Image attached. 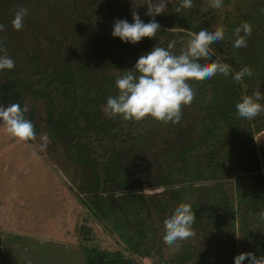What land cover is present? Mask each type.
I'll return each instance as SVG.
<instances>
[{
	"label": "trees",
	"instance_id": "1",
	"mask_svg": "<svg viewBox=\"0 0 264 264\" xmlns=\"http://www.w3.org/2000/svg\"><path fill=\"white\" fill-rule=\"evenodd\" d=\"M42 1L46 3L41 8H31L41 6ZM125 1L85 0L82 8L79 0H0V55L15 61L13 69L1 70L6 75L2 96L23 89L51 99L61 114V123L52 127V134L55 139L69 140L68 154L79 168L78 185L85 194L82 201L89 207L80 232L83 252L93 264H127L126 253L146 254L157 264H183L187 258L193 260L190 264H234L241 252L264 254V175L255 139V133L263 129L264 112L248 120L239 117L235 108L242 94L250 95L257 88L264 93V0H223L219 8L211 7V0H192V7L179 13L175 10L180 0H172L164 14L155 18L160 25L156 36L135 44L109 36L107 29H97L93 23L95 17L131 22ZM25 5L30 8L22 29L41 27L38 32L46 34L47 55L35 39L36 32L26 37L24 30L12 27L15 12ZM136 7L144 22L152 19L144 15L143 2ZM54 11L57 22H52ZM242 22L252 26V33L245 47L234 48L232 32ZM205 26L224 28L225 38L212 47L233 70L244 66L252 70L243 84L234 82L231 74L219 73L192 81L196 95L182 107L177 124L151 116L132 121L101 115L102 103L117 93L114 77L107 70L118 68L124 73L142 54L154 46L167 48L170 42L179 54L186 49L190 33ZM197 126L205 129L196 134ZM143 155L154 168L147 176V187H162L163 192L148 196L143 182L133 177ZM247 170L255 171L253 178L251 174L235 178ZM204 191L206 201L202 203L195 196ZM179 202L190 203L195 212L193 235L168 244L163 240V222ZM203 216L219 230L220 240L214 238L205 249L194 252L192 242ZM96 221L114 234L117 244L122 242L120 249L102 248L94 231ZM11 253L8 249L4 257L11 262L3 257L4 264H27L22 256Z\"/></svg>",
	"mask_w": 264,
	"mask_h": 264
},
{
	"label": "rangeland",
	"instance_id": "2",
	"mask_svg": "<svg viewBox=\"0 0 264 264\" xmlns=\"http://www.w3.org/2000/svg\"><path fill=\"white\" fill-rule=\"evenodd\" d=\"M84 1L79 0L81 6L84 5ZM125 2L124 8L130 14L133 10L141 11L136 5L143 2L146 6V9H143L145 15L148 7L145 0H126ZM170 2L172 4V0H168L166 9ZM45 3L42 1L41 6H31V8H41ZM24 8L29 10L30 6L25 5ZM63 17L67 18L62 15ZM157 17L158 15L155 16ZM52 18V22H57L58 12L54 11ZM93 23L97 29L104 27L110 33L109 36L111 35L114 19L110 17L105 21L95 17ZM67 25L70 26L68 22H66ZM40 28V26L31 25L22 29L24 30L22 32L26 37L36 32L35 39L45 47V49L42 48L43 55H47L48 41L44 31L43 33L38 32ZM107 71L108 74H112L115 81L124 70L116 68ZM5 78L6 75L0 70V107L13 103L26 107L25 116L33 122L35 137L32 140L21 141L5 133L4 125L0 124V264H4L2 259L8 253V249L10 253L12 250L11 254L22 256L27 264L31 262L36 264H93L81 246L84 241L80 233L81 226L84 213L89 212V207L85 201H82L85 194L78 185L79 179L76 174L79 168L72 163L71 156L68 154L69 140L55 139L52 134V127L61 123L62 116L51 99L32 96L23 89L13 91L9 97H3L1 91L6 83ZM105 105L106 102L101 105V115L109 117L105 111ZM202 115L198 117L201 118ZM204 129L197 126L194 131L200 134ZM169 134L171 138V132ZM255 139L261 149L260 171L264 175V126L261 132L255 133ZM154 150L157 153L159 147L155 145ZM153 169L148 157L143 155L138 158L134 171H132L133 177L143 182L145 193L148 196L164 191L162 187H147L146 179L152 174ZM248 174H251L253 178L256 173L250 170L242 171L235 178ZM178 178L177 176L174 179L178 180ZM235 184L239 186V182ZM205 192L196 194L195 199L204 203L206 201ZM219 213L222 211L220 210ZM90 217L93 215L91 214ZM199 223L200 232L192 242L191 250L194 252L205 249L214 238L220 240L219 230L208 218L203 216ZM94 226V231L102 240L103 249L115 251L122 247V242L117 244L114 234L107 233L101 222L96 221ZM240 231L239 229V234H241ZM16 237H18L17 241L14 239ZM240 243L241 239L237 240L238 246ZM125 257L128 260L127 264H157L146 254L126 253ZM5 259L6 263L11 262L8 258ZM192 261L191 258H187L183 264H190Z\"/></svg>",
	"mask_w": 264,
	"mask_h": 264
},
{
	"label": "clouds",
	"instance_id": "3",
	"mask_svg": "<svg viewBox=\"0 0 264 264\" xmlns=\"http://www.w3.org/2000/svg\"><path fill=\"white\" fill-rule=\"evenodd\" d=\"M147 11L145 15L152 17L147 23L140 14L133 10L132 21L126 18L116 19L112 25V36L122 42L135 44L144 37H155L160 30L155 16L165 11L168 0H145ZM223 0H211V7L219 8ZM192 7V0H180L176 13L181 9ZM29 15L27 8L18 9L12 19V27L19 31L24 26V20ZM3 25H0L2 30ZM252 33V26L242 22L233 29V47L242 48L247 44V37ZM186 49L179 54L173 52V43L167 46H154L142 54L131 69H127L115 79L117 93L107 97L105 111L109 117H120L124 120L140 121L151 116L164 123L180 122L184 105L191 104L197 89L192 81L211 79L216 74L227 77L231 74L234 82L243 84L245 76H252V70L244 66L235 71L225 62L212 45L225 38L222 26H205L198 32L190 33ZM215 55L214 60L201 59ZM15 61L0 55V70H11ZM264 93L257 88L252 94H242L235 108L237 115L248 120L264 112ZM26 107L13 103L0 107V124L3 131L21 141L32 140L35 137L33 122L26 118ZM196 219L192 205L179 202L164 220L163 240L168 244L186 240L193 235L192 226ZM264 264V254L256 256L253 252H241L234 257V264Z\"/></svg>",
	"mask_w": 264,
	"mask_h": 264
}]
</instances>
